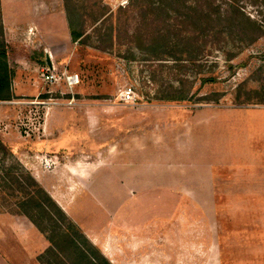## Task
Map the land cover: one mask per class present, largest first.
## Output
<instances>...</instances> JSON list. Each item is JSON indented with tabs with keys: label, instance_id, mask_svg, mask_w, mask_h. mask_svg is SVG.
<instances>
[{
	"label": "rangeland",
	"instance_id": "rangeland-1",
	"mask_svg": "<svg viewBox=\"0 0 264 264\" xmlns=\"http://www.w3.org/2000/svg\"><path fill=\"white\" fill-rule=\"evenodd\" d=\"M66 5L82 36L52 64L9 54L7 44L12 98L0 100V165L7 158L29 171L113 264H172L176 209L247 216L249 208L264 219V0ZM45 70L56 74L51 82ZM71 73L79 75L73 85ZM191 118L207 119L211 152ZM201 168L221 172L207 193L260 198L178 199L175 192L193 191ZM254 171L258 180L248 182L243 176ZM3 205L0 198V211H9ZM240 232L239 261L264 264L263 234Z\"/></svg>",
	"mask_w": 264,
	"mask_h": 264
},
{
	"label": "crops",
	"instance_id": "crops-1",
	"mask_svg": "<svg viewBox=\"0 0 264 264\" xmlns=\"http://www.w3.org/2000/svg\"><path fill=\"white\" fill-rule=\"evenodd\" d=\"M0 10L9 54L11 48L17 54L30 53L32 63L41 65L52 64L56 56H63L69 52L73 38L66 0H0ZM191 119L202 123L200 132L203 133V137H201L200 145L202 144L201 146L208 148L207 151H209L207 135L204 134L206 131L204 123L208 122L207 119ZM195 141L196 139H190V142ZM231 146L233 150L229 152L233 155L242 150L238 148L237 142H232ZM219 150H216L217 154H220ZM219 157L223 156L220 154ZM201 170L202 168L199 173L194 172L195 177L198 178L193 182L196 184L192 188L193 191L185 188L184 192H175L178 199L201 204L210 200L254 201L260 198L255 197L261 195L260 192L259 194L234 192L230 197L218 196V193H207L214 183V174L219 169L217 171L215 168L211 171ZM196 173L200 176H196ZM261 174H264V170H261ZM258 176L259 172L254 171L251 177H243L247 178L248 182H256ZM235 178L236 185L239 186L242 179ZM247 211L246 216V209L206 207L174 210L171 239L177 251L172 252V264H243L235 253L240 243L238 241H246L245 232L239 233V231L246 230L250 234L249 239L253 238V240L261 234L264 237V219L258 218L260 212L255 213L256 210L250 211L249 208ZM247 226L252 230L255 229V233H251V229ZM39 237H45L46 241L40 238L42 242L40 246H37ZM49 245L46 234L26 215L0 211V264H42L39 261V255ZM181 249L188 250V257L180 254Z\"/></svg>",
	"mask_w": 264,
	"mask_h": 264
},
{
	"label": "trees",
	"instance_id": "trees-1",
	"mask_svg": "<svg viewBox=\"0 0 264 264\" xmlns=\"http://www.w3.org/2000/svg\"><path fill=\"white\" fill-rule=\"evenodd\" d=\"M69 17L72 38L77 40L82 32L74 29ZM12 76L0 10V100L12 98ZM6 160L2 158L0 165L2 204L10 212L26 215L46 234L50 245L39 255L42 264H113L29 171Z\"/></svg>",
	"mask_w": 264,
	"mask_h": 264
},
{
	"label": "built area",
	"instance_id": "built-area-1",
	"mask_svg": "<svg viewBox=\"0 0 264 264\" xmlns=\"http://www.w3.org/2000/svg\"><path fill=\"white\" fill-rule=\"evenodd\" d=\"M54 77H56V74L52 71L45 70V72H43L44 80H49L51 82ZM67 80L70 82L71 85H73L74 83L79 82V75L77 73L68 74ZM72 102L73 100L69 101V103H72Z\"/></svg>",
	"mask_w": 264,
	"mask_h": 264
}]
</instances>
